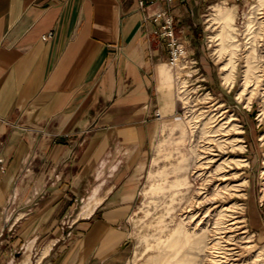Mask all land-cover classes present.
I'll use <instances>...</instances> for the list:
<instances>
[{
  "label": "rangeland",
  "instance_id": "374dc122",
  "mask_svg": "<svg viewBox=\"0 0 264 264\" xmlns=\"http://www.w3.org/2000/svg\"><path fill=\"white\" fill-rule=\"evenodd\" d=\"M184 1L197 5L191 39L174 21L187 54L180 68L167 60L173 108L155 123L144 149L119 144L102 166V198L126 189L120 217L105 233L119 241L116 249L102 260L81 256L83 221L94 216L80 213L87 197L60 207L52 224L27 209L36 201L31 163L13 183L25 194L0 206V264H207L210 255L220 264L217 250L227 254L225 264H264V243L247 224V207L264 219V0ZM182 158L184 171L177 170ZM183 175L186 184L169 185ZM232 219L233 228L217 239ZM178 226L200 242H185L177 257L167 239Z\"/></svg>",
  "mask_w": 264,
  "mask_h": 264
},
{
  "label": "crops",
  "instance_id": "0c3cea01",
  "mask_svg": "<svg viewBox=\"0 0 264 264\" xmlns=\"http://www.w3.org/2000/svg\"><path fill=\"white\" fill-rule=\"evenodd\" d=\"M196 5L160 0L139 9L136 0H0V206L25 194L13 183L21 167L33 163L36 201L27 209L48 215L52 224L60 207L87 197L80 213L94 216L83 221L81 256L102 260L116 249L119 241L105 233L114 229L111 218L120 217L126 189L102 198V166L119 144L144 149L155 123L173 108L168 52L150 15L169 6L175 28L182 25L191 39ZM177 167L186 169L185 158ZM186 183L183 175L169 185ZM247 209V224L264 243V219L255 207Z\"/></svg>",
  "mask_w": 264,
  "mask_h": 264
},
{
  "label": "built area",
  "instance_id": "2783aa9c",
  "mask_svg": "<svg viewBox=\"0 0 264 264\" xmlns=\"http://www.w3.org/2000/svg\"><path fill=\"white\" fill-rule=\"evenodd\" d=\"M160 0H136L138 8L145 9L149 4ZM171 2L172 0H165ZM153 20L158 21V27L154 31L158 37H162L168 52V63L172 67L180 68L181 63L186 60V46L174 29L173 16L167 7L159 8L150 15ZM193 62V61H191Z\"/></svg>",
  "mask_w": 264,
  "mask_h": 264
},
{
  "label": "bare ground",
  "instance_id": "6f19581e",
  "mask_svg": "<svg viewBox=\"0 0 264 264\" xmlns=\"http://www.w3.org/2000/svg\"><path fill=\"white\" fill-rule=\"evenodd\" d=\"M264 40V39H263ZM262 43V40L260 41V43L258 45H260ZM246 57V69L248 68V58H250L249 54H245ZM230 74H226L225 78L229 79ZM242 85H243V89L246 88L248 86L249 80L245 78L244 81H242ZM241 92V91H240ZM239 92V95H240ZM264 112V109L262 110ZM239 141H243V140H239ZM263 163H264V159H263ZM262 175H264V169L261 170L260 172ZM240 194V193H239ZM242 195V194H241ZM244 196V195H243ZM224 222H227L225 224V230H220L217 239L219 238H223L225 233L228 230H231L233 228L232 224H234L235 222H237V220H230L227 221L225 220ZM227 229V230H226ZM187 241H191V243H196L198 244L200 242V237L196 236L195 234H192L190 232H187V230H185L183 227L178 226L173 233L170 235V237L167 239V246L171 249L170 253L173 255H177V257L180 255L179 253H181V248L184 245L185 242ZM190 247V246H189ZM227 254L224 253L223 250H217L216 253L214 254V256H218L220 264H225L226 259H227ZM207 264H216V260L212 257L211 259V255L209 257V259L207 260Z\"/></svg>",
  "mask_w": 264,
  "mask_h": 264
}]
</instances>
